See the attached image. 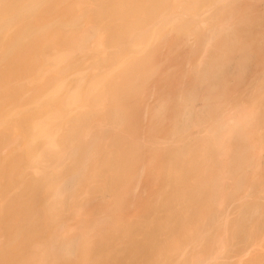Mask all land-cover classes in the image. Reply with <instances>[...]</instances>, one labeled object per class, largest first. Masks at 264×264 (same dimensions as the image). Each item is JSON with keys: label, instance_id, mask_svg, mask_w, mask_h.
I'll return each mask as SVG.
<instances>
[{"label": "bare ground", "instance_id": "1", "mask_svg": "<svg viewBox=\"0 0 264 264\" xmlns=\"http://www.w3.org/2000/svg\"><path fill=\"white\" fill-rule=\"evenodd\" d=\"M4 147L0 264H264V0H0Z\"/></svg>", "mask_w": 264, "mask_h": 264}, {"label": "rangeland", "instance_id": "2", "mask_svg": "<svg viewBox=\"0 0 264 264\" xmlns=\"http://www.w3.org/2000/svg\"><path fill=\"white\" fill-rule=\"evenodd\" d=\"M76 1H77V0H76ZM79 1H81V0H78V2H79ZM20 75L22 76V73H19V76H20ZM19 76H17V77H19ZM21 78H22V77H21ZM6 80L9 81V79H6ZM20 80H21V79H20ZM22 80H23V79H22ZM11 81H12V80H11ZM11 81H10V82H11ZM8 83H9V82H8ZM18 83H19V80H18ZM9 84L11 85V83H9ZM12 84H13V81H12ZM19 84H20V83H19ZM6 85H7V84H6ZM10 85H9V86H10ZM11 86H12V85H11ZM15 109H16V108H15ZM13 126H14V125L12 124L11 127H12L13 129L18 128V127H15V126H14V127H15V128H14ZM12 128H11V129H12ZM18 129H19V128H18ZM18 129H16V130H18ZM17 138H18V137H17ZM13 139L15 140V138H13ZM18 141H20V140H18ZM18 141H17V142H18ZM13 144H14V143H13ZM14 145H15V144H14ZM14 145L12 146V143H11V146L9 147V149H11V147H13V149H14V148L16 147V146H14ZM19 145H20V143H19ZM6 146H7V145H6ZM8 146H9V145H8ZM8 146H7V148H8ZM17 146H18V144H17ZM18 147L20 148L21 145L18 146ZM18 147H17L16 150L19 149ZM5 148H6V147L2 148L3 150L1 149L0 151H2V152H1L2 154L5 153V155H7L6 152H4V149H5ZM13 149H12V150H13ZM20 149H21V148H20ZM22 149H23V148H22ZM6 150H7V149H6ZM13 151H15V150H13ZM19 151L22 152V150H19ZM10 152H12V151H10ZM17 153L20 154L18 151H17ZM8 154H9V152H8ZM11 154H12V153H10V155H11ZM14 154H15V152L13 153V156H14ZM15 155H16V154H15ZM20 155L22 156V157H21V156H20V157L23 158V152H22ZM8 157H10L9 160H10V159H13V158H11V156H8ZM14 157H15V156H14ZM0 158H3V156L1 155ZM4 159H5V158L1 159V161H3ZM5 160H6V159H5ZM23 160H24V159H23ZM0 163H1V162H0ZM2 163H3V162H2ZM10 163H12V161H11ZM10 163H9V161H8V162H7V161H4V165H0V168H4L5 164H9V165H10ZM6 166H7V165H6ZM7 167H8V166H7ZM5 168H6V167H5ZM7 169L9 170V168L4 169L5 171H7V173L4 171V174H2L1 176L6 177V176H4V175H5V174L8 175V173H9L10 171H8ZM0 170H2V169H0ZM0 172L3 173V171H0ZM10 175H11V174L9 173V176H8V179H7V181H9V182H10V180H11V179H10ZM11 178H13V177H11ZM0 179H1V177H0ZM5 180H6V178H5ZM0 182L3 183V185L5 184V186L7 185V183H4V181L2 182V179H1ZM5 182H6V181H5ZM9 182H8V183H9ZM1 183H0V184H1ZM1 186H2V184H1ZM1 186H0V187H1ZM5 186H4V187H5ZM1 188L3 189V187H1ZM5 188H6L7 190H6V189H4V190H6V191L8 192V191H9V190H8L9 188H7V187H5ZM0 191H1V189H0ZM2 192H3V190H2ZM2 192H0V193H2ZM3 195H4V193H3ZM5 195H6V194H5ZM1 198H2V197H0V199H1ZM2 199H3V198H2ZM76 207H77V206H76ZM76 207H73V208H75V209L73 210V208H72V210L75 211L76 209H78V212L82 211V210H80L78 207H77V208H76ZM80 207H81V206H80ZM76 212H77V211H76ZM82 212H83V211H82ZM74 213H75V212H74ZM77 214H78V213H77ZM81 214H82V213H81ZM81 214H80V217H79V216H76L75 218H77V219L81 218ZM119 214H120V216H121V214H123V217H125V218H127V217L129 216V215H127V214H124V212L119 213ZM119 214H118V215H119ZM118 215H117V216H118ZM82 216L84 217V215H82ZM126 216H127V217H126ZM72 217H73V216H72ZM83 217H82V219H83ZM121 217H122V216H121ZM73 218H74V217H73ZM73 218H72V219H73ZM75 218H74L73 220H75ZM84 218H85V217H84ZM117 218H118V217H117ZM117 218H115V219H117ZM119 218H120V217H119ZM119 218H118V219H119ZM125 218H124V219H121V220H122V221H125V222L127 223V220H126ZM130 218L133 220L135 217L132 218V217L130 216V217L127 218V219L130 220ZM68 220H69V219H67V224H69V227H72V228L75 227V226H72V225H74V223H76V221H78V220H76V221L74 222V221L71 220V218H70V220H69L70 223H68ZM129 220H128V221H129ZM116 221H118V220H116ZM71 222H73L72 225H70ZM123 224H125V223H123ZM67 227H68V226H67ZM263 251H264V250H263ZM83 260H84V262H83ZM79 261H80V259H79ZM77 262H78V261H77ZM80 262H81V263H80ZM80 262H79V264H82V263L85 264L86 262L89 264V262H88V261H85V259H82ZM87 263H86V264H87Z\"/></svg>", "mask_w": 264, "mask_h": 264}]
</instances>
